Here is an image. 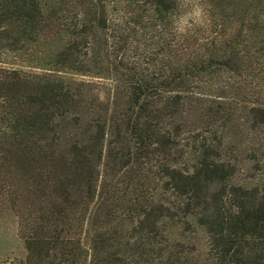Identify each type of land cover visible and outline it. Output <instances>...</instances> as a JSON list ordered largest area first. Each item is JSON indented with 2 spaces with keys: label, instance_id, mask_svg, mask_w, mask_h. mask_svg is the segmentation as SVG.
Returning a JSON list of instances; mask_svg holds the SVG:
<instances>
[{
  "label": "trees",
  "instance_id": "trees-1",
  "mask_svg": "<svg viewBox=\"0 0 264 264\" xmlns=\"http://www.w3.org/2000/svg\"><path fill=\"white\" fill-rule=\"evenodd\" d=\"M206 2L0 0L2 264H264V0Z\"/></svg>",
  "mask_w": 264,
  "mask_h": 264
},
{
  "label": "clouds",
  "instance_id": "clouds-1",
  "mask_svg": "<svg viewBox=\"0 0 264 264\" xmlns=\"http://www.w3.org/2000/svg\"><path fill=\"white\" fill-rule=\"evenodd\" d=\"M181 9L171 19V32L177 39L194 35L211 26V5L206 0H178Z\"/></svg>",
  "mask_w": 264,
  "mask_h": 264
},
{
  "label": "rangeland",
  "instance_id": "rangeland-1",
  "mask_svg": "<svg viewBox=\"0 0 264 264\" xmlns=\"http://www.w3.org/2000/svg\"><path fill=\"white\" fill-rule=\"evenodd\" d=\"M25 259V251L17 233V220L11 212L0 206V264Z\"/></svg>",
  "mask_w": 264,
  "mask_h": 264
}]
</instances>
